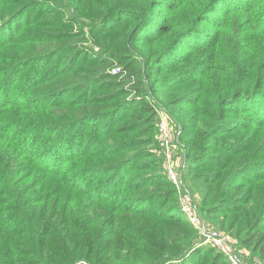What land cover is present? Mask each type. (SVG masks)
Returning <instances> with one entry per match:
<instances>
[{
  "label": "rangeland",
  "instance_id": "rangeland-1",
  "mask_svg": "<svg viewBox=\"0 0 264 264\" xmlns=\"http://www.w3.org/2000/svg\"><path fill=\"white\" fill-rule=\"evenodd\" d=\"M170 1L0 0V96L9 106H0L1 146L8 157L17 152L14 177L37 210L38 221H30L47 237L71 238L72 252L49 244L59 264H233L201 225L236 241L243 264H264V29L248 34L241 15L179 66L174 59L184 49L174 33L151 34L188 18L168 10ZM214 34L187 38L183 47ZM45 122H73L61 129L72 146L89 131L92 161L66 163V153L55 168H66L60 175L39 171L45 158L55 161L33 132ZM100 145H109V156ZM112 162L120 169L112 171ZM87 165L113 174L116 188H90L85 177L80 190L65 185ZM44 178L48 190L39 185ZM104 194L106 202L96 200ZM7 212L0 209V234L18 247L9 232L20 227L8 224L24 218ZM92 235L100 246L94 257L77 255Z\"/></svg>",
  "mask_w": 264,
  "mask_h": 264
},
{
  "label": "trees",
  "instance_id": "trees-1",
  "mask_svg": "<svg viewBox=\"0 0 264 264\" xmlns=\"http://www.w3.org/2000/svg\"><path fill=\"white\" fill-rule=\"evenodd\" d=\"M189 1L190 0H171L170 2L165 3V5H167L168 7V10L177 11L183 15L187 14L188 18L180 23L177 21L176 23H171L170 26H166L163 22L155 29V31L151 32L152 35H159V37H163L168 33H174L178 43V46L176 48L184 49V52L181 54H177V58L174 59L176 65H187L192 60H194L196 56L206 51V49H209V47H211L210 45L219 38V31H224L228 28L233 27L234 23L241 19V15H246V18L244 20L245 25H247L248 27L249 25H251L252 27V30L248 28V34H250L251 32L258 33L261 29H264V0H198L199 2L196 8L193 9L187 7V3ZM160 7L163 8L165 6L161 5ZM202 13L210 15V18H204L203 16H200L202 15ZM2 19L3 18H0V21ZM208 27L210 29H207ZM213 29H215V34ZM205 33H208L209 35L214 34V38L212 40L195 42L191 45L188 44L187 47H183V42L187 40V38H201V36ZM218 57H222V55H219ZM110 60H113V58H110ZM107 61L108 57L103 60V62ZM210 71H215V68ZM231 93L232 96L235 94L233 90H231L230 94ZM230 97L231 96L224 98L225 103L230 101ZM0 99H2L1 96ZM3 101L4 98L0 100V106L3 105L4 107H9L6 104H1L4 103ZM36 111H45V108H38L37 110L33 108L32 112L35 113ZM70 121L72 120H68L67 122ZM78 122L76 123L78 124ZM72 123L73 122L69 123L67 126L73 125ZM67 126H61V123L59 124L56 122H45L33 128V132L41 134L42 137L46 139L45 144L49 149V152L46 155H54L53 159H55V161H48L45 158L44 161L40 162L42 167L44 168L39 169V171L42 172L44 171V169H46L47 176L51 174L60 175L63 171L66 170V168L62 165L59 166L61 169H55L57 167V163L63 158V155L66 153H68V155L70 156V158H68V156L65 159L66 163H71L75 159H83L81 160V163L82 165H85L88 164L89 161H92V143L91 140H89V131L86 130L85 132L86 134L84 136L89 134V137L85 142L83 138L78 136L76 146H72V144L65 142L66 136L61 133L62 127ZM3 132V128H0V209H4V212L17 211L21 214L20 217L24 219L21 220V218H19L17 220H14V218L8 224L9 226L16 225L20 227L18 234H14L15 232H9L11 235H14L16 237L15 239L17 240L19 248L11 245V240H8L7 237L0 234V262L1 264H59L52 259V255L55 254L51 253L49 244L53 243L54 247H63L66 253L72 252L73 246H69V241L71 238H63L62 235L63 242H60L55 234L53 236L47 237L43 232H41L42 228L40 224H37L34 221L31 222L32 220H34V217L38 221L37 210L36 208L31 209L29 207V198H26L25 196L27 191H24L26 186L21 184L22 180H17V178L14 177L15 173L17 172L15 164L17 152H13L12 158L5 155V151L7 148L1 146L3 141ZM108 148L109 145H100L98 147V151L99 153H102L103 156H109V153L111 152L107 151ZM34 151L37 150H33L30 154L33 155ZM83 157L86 158L84 159ZM10 158L11 162L9 163ZM33 159H36V157H33ZM30 162L33 163L32 160ZM111 165L113 166L112 171L120 169V164H117V162H112ZM84 167L85 168L83 170V174L74 171L71 174L70 178H68L69 180H65V182L67 183L65 185H70V187L79 190L82 189V186L77 184L80 177H85L84 179L86 180V183H90V188L95 184L96 187L99 188L101 185H103V190H107L108 187H111L108 186V182H110V185L114 184L113 187L117 185L113 182L115 179L113 174H111V176H109L110 174L105 173L99 174L98 171L95 172V166L93 165H87ZM40 184L42 185V188H44V190L49 189L48 178H44L42 182L39 183V185ZM110 192H112V190H110ZM89 197L94 198L93 195H89ZM98 197L100 198H96L97 201L106 202L108 200L105 194L104 196ZM20 221L22 222L20 224H17ZM6 240L9 241L7 244L5 243ZM97 243L98 242L96 240V237L94 238V235H92L85 242L87 248L82 246L83 248H85V250L80 251L77 255H84L88 259L94 257L95 249L100 247L96 246ZM39 244L41 247L36 250V247ZM27 246L30 248H28ZM215 252L219 254L220 257L225 256L220 249H216ZM160 256V254H156L154 257L158 259L160 258ZM74 257H76V255ZM75 259L77 258L71 259L68 264H74L82 260L80 258L75 261ZM73 261L75 262L73 263ZM102 263L107 264L108 258Z\"/></svg>",
  "mask_w": 264,
  "mask_h": 264
},
{
  "label": "built area",
  "instance_id": "built-area-1",
  "mask_svg": "<svg viewBox=\"0 0 264 264\" xmlns=\"http://www.w3.org/2000/svg\"><path fill=\"white\" fill-rule=\"evenodd\" d=\"M162 130L165 135L168 133V126L166 121L162 122ZM170 172L174 176L176 182H178L179 187L185 190V184H183L182 181L179 182L178 179H176V176L172 169L170 170ZM191 219L193 223L200 224V221L198 220V217L195 214H191ZM200 227L202 230L203 237L207 241L214 244L215 247L220 249L233 264H243V261L236 247V241L232 240L231 238L222 234L216 229L209 228L206 225H201Z\"/></svg>",
  "mask_w": 264,
  "mask_h": 264
}]
</instances>
